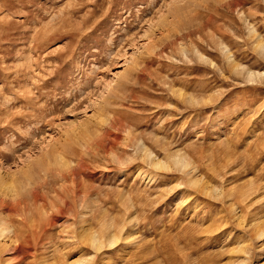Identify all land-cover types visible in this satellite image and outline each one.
Listing matches in <instances>:
<instances>
[{"label": "rangeland", "instance_id": "1", "mask_svg": "<svg viewBox=\"0 0 264 264\" xmlns=\"http://www.w3.org/2000/svg\"><path fill=\"white\" fill-rule=\"evenodd\" d=\"M256 226L264 0H0V264H264Z\"/></svg>", "mask_w": 264, "mask_h": 264}, {"label": "bare ground", "instance_id": "2", "mask_svg": "<svg viewBox=\"0 0 264 264\" xmlns=\"http://www.w3.org/2000/svg\"><path fill=\"white\" fill-rule=\"evenodd\" d=\"M177 160H178V159H177ZM154 163H155V162H154ZM157 163H159V161H157ZM186 165H187V164H186ZM183 166H184V165H183ZM193 176H194V175H193ZM196 182H197V181H196ZM196 182H195V183H196ZM228 191H229L228 194L231 195L233 189H229ZM220 195H222V194L220 193ZM256 225H257V224H256ZM254 226H255V225H254ZM254 226H252V227H254ZM255 228H256V229H255ZM255 228H254V230H255V231L258 230L259 235L262 236V235L264 234V230H262V229L259 228L258 226H256ZM261 236H260V237H261ZM7 237H8V236H7ZM13 237H14V236H13ZM9 239H11V237H9ZM6 240H7V239H6ZM12 240H13V239H12ZM9 241H10V240H9ZM12 242H13V241H12ZM10 243H11V241H10ZM4 245L6 246V243H5ZM8 245H9V244H8ZM10 246H11V244H10Z\"/></svg>", "mask_w": 264, "mask_h": 264}]
</instances>
